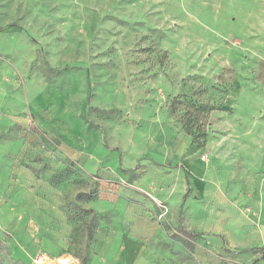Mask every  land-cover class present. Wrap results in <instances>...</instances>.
Wrapping results in <instances>:
<instances>
[{"label": "rangeland", "instance_id": "rangeland-1", "mask_svg": "<svg viewBox=\"0 0 264 264\" xmlns=\"http://www.w3.org/2000/svg\"><path fill=\"white\" fill-rule=\"evenodd\" d=\"M146 243L264 249V0H0V264Z\"/></svg>", "mask_w": 264, "mask_h": 264}, {"label": "crops", "instance_id": "crops-1", "mask_svg": "<svg viewBox=\"0 0 264 264\" xmlns=\"http://www.w3.org/2000/svg\"><path fill=\"white\" fill-rule=\"evenodd\" d=\"M118 237L120 238L119 234L117 235V238ZM128 238L130 239V236ZM222 250L224 251V249ZM221 252L222 251H219L218 264H264V249L246 254L241 250H234L233 256L230 257L225 256V254L223 255V252ZM115 253L117 254L114 258V264H180L177 257H175L177 253L176 248H163L162 246L152 248L147 245V243L138 249L125 245L120 248L118 245L108 248V254L113 256ZM210 253L213 254L209 252L208 256H211ZM111 259H113V257L109 255L106 256V262L112 261ZM188 260L187 258L185 262L187 263ZM203 260V264L210 263V258L206 256Z\"/></svg>", "mask_w": 264, "mask_h": 264}, {"label": "built area", "instance_id": "built-area-1", "mask_svg": "<svg viewBox=\"0 0 264 264\" xmlns=\"http://www.w3.org/2000/svg\"><path fill=\"white\" fill-rule=\"evenodd\" d=\"M34 261L38 264H47V263L51 262L47 256H45L44 254H40V253H38L35 256ZM57 263H59V264H73L72 260L67 258V257L66 258H59L57 260Z\"/></svg>", "mask_w": 264, "mask_h": 264}]
</instances>
